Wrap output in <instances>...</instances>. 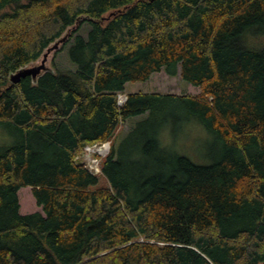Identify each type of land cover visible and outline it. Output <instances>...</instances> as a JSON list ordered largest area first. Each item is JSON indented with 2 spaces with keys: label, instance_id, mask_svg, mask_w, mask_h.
Segmentation results:
<instances>
[{
  "label": "trees",
  "instance_id": "obj_1",
  "mask_svg": "<svg viewBox=\"0 0 264 264\" xmlns=\"http://www.w3.org/2000/svg\"><path fill=\"white\" fill-rule=\"evenodd\" d=\"M64 38L73 70L10 81ZM161 71L199 95L117 104ZM178 112L210 162L163 147ZM2 129L0 264H264V0H0ZM106 142L101 186L79 158Z\"/></svg>",
  "mask_w": 264,
  "mask_h": 264
},
{
  "label": "rangeland",
  "instance_id": "obj_2",
  "mask_svg": "<svg viewBox=\"0 0 264 264\" xmlns=\"http://www.w3.org/2000/svg\"><path fill=\"white\" fill-rule=\"evenodd\" d=\"M87 29V25L84 24L80 31L81 34L85 35ZM65 41L60 43L57 49L49 53L45 64L46 71L54 72L55 70H73L74 65L70 62L68 56L69 44L67 41V44L63 45ZM41 60L42 59L40 58L36 62L28 65L27 68L39 65ZM135 92L147 94H174L182 96L190 95L195 97L199 95L200 90L199 88L183 81L179 75L169 77L166 73H164V71H161L153 74L147 82L127 83L125 85V91L121 97L125 98L127 94ZM137 119L129 120L122 124L117 130L116 137H125L124 135L128 133L132 123ZM170 119H172L171 121L177 120V123L175 125L170 124L164 133H162L160 141L162 145H164L163 147L188 157L194 163H201L198 162V160H207V162H210L211 159L216 157L217 152H220L219 147L213 145L212 138L208 135V133L205 130L196 127L194 123H191V120L186 121L181 112L174 114L172 118L170 117ZM9 141L11 142V138L7 135V132L3 129L0 130V143H7L8 145L10 143ZM91 158V155L84 154L81 158H79V160L89 169L88 165L92 164L90 162ZM97 175H99V173ZM99 184L101 186H106V181L100 176ZM18 197L21 214H30L35 212L42 213L41 208L35 203L31 188L27 187L19 190Z\"/></svg>",
  "mask_w": 264,
  "mask_h": 264
},
{
  "label": "water",
  "instance_id": "obj_3",
  "mask_svg": "<svg viewBox=\"0 0 264 264\" xmlns=\"http://www.w3.org/2000/svg\"><path fill=\"white\" fill-rule=\"evenodd\" d=\"M65 41V38L64 39H61L59 42L53 44L52 47H50L42 56V60L40 62L39 65L37 66H33V67H26V68H22L20 69L19 71H17L16 73L12 74L10 76V81L13 83V84H17L20 79H23L25 77H31L33 81H36V79L43 73V72H46V62H47V59H48V55L51 51L57 49L58 45L62 42Z\"/></svg>",
  "mask_w": 264,
  "mask_h": 264
},
{
  "label": "built area",
  "instance_id": "obj_4",
  "mask_svg": "<svg viewBox=\"0 0 264 264\" xmlns=\"http://www.w3.org/2000/svg\"><path fill=\"white\" fill-rule=\"evenodd\" d=\"M126 101V97L122 98L121 95H118V104L122 105ZM110 150V142L103 143L101 145H88L84 148V154L91 155L90 159L91 165H88L89 172L93 175H96L100 172L99 162L100 158L105 157Z\"/></svg>",
  "mask_w": 264,
  "mask_h": 264
},
{
  "label": "bare ground",
  "instance_id": "obj_5",
  "mask_svg": "<svg viewBox=\"0 0 264 264\" xmlns=\"http://www.w3.org/2000/svg\"><path fill=\"white\" fill-rule=\"evenodd\" d=\"M94 21V20H93ZM75 31V30H74ZM76 41V40H75ZM57 52V51H56ZM68 53H69V50H68ZM53 58V57H52ZM92 77V76H91ZM68 83V82H67ZM72 84V83H71ZM130 84V83H129ZM12 86V85H11ZM121 87V86H120ZM94 91V90H93ZM116 100V99H115ZM127 101V100H126ZM118 104V103H117ZM57 120V119H56ZM62 120V119H61ZM83 121V120H82ZM29 123V122H28ZM53 124V123H52ZM22 125V124H21ZM80 125V124H79ZM3 128V127H2ZM13 128V127H12ZM50 129V128H49ZM94 130V129H93ZM13 131V130H12ZM50 132V131H49ZM12 133V132H11ZM45 133V132H44ZM12 137V136H11ZM56 138V137H55ZM48 139V138H47ZM56 139H59V138H56ZM65 141V140H64ZM216 143V142H215ZM113 144V143H112ZM38 145V144H37ZM48 145V144H47ZM51 147H52V145H51ZM53 148V147H52ZM111 150V149H110ZM109 150V151H110ZM83 153V152H82ZM36 154V153H35ZM109 155V154H108ZM48 156V155H47ZM176 156V155H175ZM211 156V155H210ZM17 157V156H16ZM103 164V163H102ZM128 187V186H127ZM15 188V187H14ZM135 188V187H134ZM114 191V190H113ZM140 191V190H139ZM139 194V193H138ZM107 200V199H106ZM143 200V199H142ZM94 203V202H93ZM136 203V202H135ZM44 204V203H43ZM81 205V204H80ZM93 205V204H92ZM134 206V205H133ZM145 206V205H144ZM15 210V209H14ZM115 210V209H114ZM64 212V211H63ZM127 213V212H126ZM65 215V214H64ZM89 216V215H88ZM245 216V215H244ZM19 217H21V216H19ZM28 217V216H27ZM241 217V216H240ZM243 218V217H242ZM36 219V218H35ZM108 219V218H107ZM30 220V219H29ZM92 220V219H91ZM26 221H27V219H26ZM37 221V220H36ZM74 221V220H73ZM94 221V220H93ZM50 223V222H49ZM90 223V222H89ZM105 223V222H104ZM65 224V223H64ZM111 226V225H110ZM109 226V227H110ZM31 227V226H30ZM29 227V228H30ZM69 227V226H68ZM83 227V226H82ZM108 228V227H107ZM121 228V227H120ZM90 229V228H89ZM139 229V228H138ZM30 230V229H29ZM79 230H81V229H79ZM53 231V230H52ZM117 232V231H116ZM97 234V233H96ZM80 235V234H79ZM44 237V236H43ZM42 237V238H43ZM75 238V237H74ZM39 242V241H38ZM39 247V246H38ZM39 250V249H38ZM27 251V250H26ZM74 251V250H73ZM24 253V252H23ZM57 253V252H56ZM55 254V253H54ZM31 255V254H30ZM67 263V262H66Z\"/></svg>",
  "mask_w": 264,
  "mask_h": 264
}]
</instances>
